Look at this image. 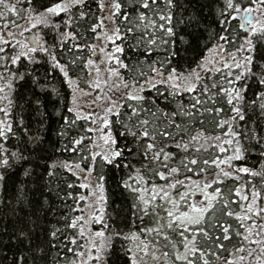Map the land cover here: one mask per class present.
Returning a JSON list of instances; mask_svg holds the SVG:
<instances>
[{
  "label": "snow or ice",
  "instance_id": "obj_1",
  "mask_svg": "<svg viewBox=\"0 0 264 264\" xmlns=\"http://www.w3.org/2000/svg\"><path fill=\"white\" fill-rule=\"evenodd\" d=\"M0 264H264V0H0Z\"/></svg>",
  "mask_w": 264,
  "mask_h": 264
}]
</instances>
